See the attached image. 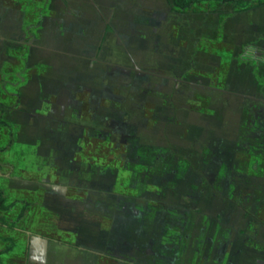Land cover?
Instances as JSON below:
<instances>
[{
  "label": "rangeland",
  "instance_id": "374dc122",
  "mask_svg": "<svg viewBox=\"0 0 264 264\" xmlns=\"http://www.w3.org/2000/svg\"><path fill=\"white\" fill-rule=\"evenodd\" d=\"M90 1L99 8L85 0L3 2L17 23L0 31V193L8 206L0 216L24 217L16 227L27 230L36 200L26 199L35 201L27 215L12 191L64 192L39 195L44 220L87 234L100 228L102 245L86 237L81 247L134 264H175L189 252L192 221L212 207L221 217L239 197L244 231L264 226V200L255 204L246 192L258 186L253 175L264 186L255 160L264 159V6L238 12L223 0H195L176 13L165 0ZM104 21L111 33L97 49ZM233 185L242 192L224 191ZM77 186L89 192L90 208ZM93 188L101 191L96 205ZM128 208L137 215L127 223ZM0 236L15 241L1 249L22 252V235ZM92 252L69 263L95 264Z\"/></svg>",
  "mask_w": 264,
  "mask_h": 264
},
{
  "label": "crops",
  "instance_id": "0c3cea01",
  "mask_svg": "<svg viewBox=\"0 0 264 264\" xmlns=\"http://www.w3.org/2000/svg\"><path fill=\"white\" fill-rule=\"evenodd\" d=\"M4 1L0 0V18L2 19L0 31H4V27L6 26L9 28H11V25L16 27L17 23L11 12L4 11L6 9L4 8ZM6 1L10 2V0ZM16 1L12 0L13 3ZM80 7L83 8V4ZM18 24L17 27L20 26L21 28L22 22L20 21L19 23L18 21ZM255 160L257 161V165L264 170V159ZM256 168L257 166L254 170ZM251 178L257 182L258 186H249L246 188V192L248 190V192L251 191L255 195L252 197V200L256 204L258 201L264 200L262 197L264 186L260 185L259 175H253ZM223 189L226 193L240 194L242 192V186L238 185L223 187ZM239 201L240 197L236 203L229 204V209L226 206L223 207L221 217L219 218L217 217L219 214L218 210L212 207L206 212V217H200L192 221L194 222V226L191 229L189 252L187 255L177 254L175 264H264V226L256 221L252 225L251 232L244 231L246 225L240 216L241 214L245 215V211L239 205ZM258 208L259 206H257ZM260 211H254L253 218H257L256 214L258 215ZM6 240L4 238L2 242L5 243ZM21 242L23 250L20 254L17 253V255H15V251H12L9 246H2V249L0 248V259L3 257L5 260L10 257L13 259L12 262L14 264H48L45 259L51 256V253H55L56 257L51 256L53 257L52 261L56 259L59 262L57 264H63L65 263L64 260L74 262L77 259V253H79L75 249L58 247L52 243H46L42 250H38L36 245L39 241L33 237L26 238L24 241L21 240ZM46 247L48 250H46ZM6 253L9 254L5 256ZM8 263L7 259L6 264ZM0 264H2L1 260Z\"/></svg>",
  "mask_w": 264,
  "mask_h": 264
},
{
  "label": "flooded vegetation",
  "instance_id": "af4514ba",
  "mask_svg": "<svg viewBox=\"0 0 264 264\" xmlns=\"http://www.w3.org/2000/svg\"><path fill=\"white\" fill-rule=\"evenodd\" d=\"M87 3H92V7L94 8V10H97L98 9V7H96V5L93 3V2H91L90 0H85ZM94 2H96V1H94ZM166 2V1H165ZM80 5L81 4H83V2H80L79 3ZM166 5H167V3H166ZM168 7V6H167ZM169 9V8H168ZM108 10H111L109 7H108ZM107 15L106 16H109V17H111L110 16V13H106ZM101 17V16H100ZM112 18H114V17H112ZM104 26L102 27V31H101V36L98 38V41H97V45H96V47L95 48H97L98 49V47H99V44H100V42L102 41V37H104L103 35H102V33L104 34V33H111V32H109V30H111V25L110 24H107V22H105L104 21ZM22 29V28H21ZM35 29V28H34ZM106 29H108V32L106 31ZM113 34V33H112ZM109 39L110 38H106V39H104L103 41H107L108 43L110 42L109 41ZM116 45H118V47L119 48H122L123 46H121V44H116ZM113 53H114V51H113ZM114 55H118V54H114ZM124 55V54H123ZM112 57H114V56H112ZM95 60V59H94ZM123 160V159H122ZM123 162H126V160H123ZM7 166V165H6ZM11 166V165H10ZM8 167V169L9 170H11V167ZM116 166H118V165H116ZM122 166H124V165H122ZM126 166V165H125ZM119 168H120V166H119ZM128 168H129V166H128ZM128 168H124L123 170L124 171H129L127 174H125L126 175V177H127V179H125V182H128V179H129V177L131 176V172H130V170L128 169ZM117 180V179H116ZM116 180H113L114 182H116ZM123 182H121V183H118V184H122ZM52 187V186H51ZM93 190L94 191H96V189L95 188H93ZM13 193L12 194H10V195H12V196H14V197H16V196H18V199L20 198V200H24V204H26V207L25 208H27V211H26V214L28 215L29 214V208L30 207H33V204H35L34 202L35 201H32V203H28L27 201H26V199L27 198H31L32 197V200H36V206H35V209H36V215H35V218L33 217L32 219V221H31V223H30V221H29V228L27 229V230H21V229H19V228H17L16 227V225H18V223H20V222H22V220L24 219V220H26L24 217L23 218H21L20 216H18V217H14V221L16 222V221H18V222H16V223H13V222H7L6 220H4L1 216H0V220H2L3 222H0V229H2L3 230V232H5V230H8V231H10V232H12L13 234H16V235H18V237H19V235H22L23 237H24V239H26V238H31V237H33V238H35V239H37L39 242L37 243V248H38V250H42L44 247H45V245H46V243H52V244H55L56 246H58V247H69V248H71V249H75V250H77L78 252H81V255H80V258H82V257H84L85 255H87L88 253H90V252H92V251H90V250H87V249H84V248H82L81 247V245H82V243L83 242H85L86 241V237L88 238L87 240L88 241H92V242H94V244H95V246H101L102 244H101V242H98L99 241V238L98 239H95L96 238V236L98 235L97 234V229H100V228H96V230L94 231V233L93 234H87V233H84V230H83V232L81 233V232H78V231H75L73 228H67V226H64V229L62 228H58V227H56L55 225L53 226L51 223H52V221H54V220H52L53 219V216H52V219L49 221V220H44V217H43V215L44 214H47V212H45V211H43V205L45 204V203H39V204H41V206H37V200H38V197H39V195L40 194H44V195H46V194H50V195H54V194H56V193H60V194H63L64 192H57V190L55 191H52V192H50V190H43V189H41V190H38V191H36L35 192V194H33V193H30V191H26V190H22V189H20V190H14V191H12ZM75 192H76V195H78V197H82V199H83V205H84V208L86 209V208H90V204L88 203V201L86 202V200H85V197L86 196H88V191H82V190H80L79 189V187L77 186V187H75ZM106 193H108V194H110V195H114V196H116L117 194H116V192H112V190L110 189V188H108V189H106V191H105ZM95 195H97L96 196V199H95V201L93 202V204L94 205H96L97 203H99L100 202V199H101V191H100V189L98 190V191H96L95 193H94ZM2 195V194H1ZM16 195V196H15ZM64 195V194H63ZM81 195V196H80ZM11 196V197H12ZM91 196V195H90ZM89 196V197H90ZM2 197H3V195H2ZM64 197V196H63ZM121 197V196H120ZM127 198L128 197H130V196H126ZM63 199H66V197H64ZM67 200V199H66ZM121 200H122V197H121ZM39 201V200H38ZM68 202H69V200H67ZM5 202V201H4ZM30 204H32L31 206H30ZM70 208V207H69ZM71 208H72V205H71ZM70 208V209H71ZM23 209V208H22ZM21 209V210H22ZM24 210V209H23ZM65 213H63V215H64V218L65 219H69V217H67L66 218V215H67V213H68V211H67V209L65 208ZM0 212H1V210H0ZM2 212H5V211H2ZM93 212V211H92ZM125 213V212H124ZM124 213H121V214H124ZM139 213V212H138ZM25 214V215H26ZM134 215H137V212H135V211H133V210H131L130 208H128L127 209V212H126V214H125V221L127 220V218H128V221H127V223L128 222H132L133 221V216ZM37 216H39V218H41L42 217V220H40L39 222H37L36 221V218H37ZM60 217H63L62 215H60ZM111 218H116V217H114V214L111 216ZM22 219V220H21ZM29 219H27V221H28ZM123 220V219H122ZM143 220H145V223L146 222H148L150 219H149V216L147 215V216H145V219H143ZM26 221V222H27ZM90 221V220H89ZM90 222H92L94 225L96 224V221H90ZM67 228V229H66ZM5 234V233H4ZM117 237V238H116ZM120 237H122V235L120 234L119 235V233H117V235H115V237H113L112 239H113V241H116V242H118V238H120ZM4 239V238H3ZM81 240H83V241H81ZM1 241H2V238H1V236H0V243H1ZM20 243H21V245H22V247H23V244H22V242L20 241V240H18ZM24 241V240H23ZM11 243V245L12 244H14L15 245V241L13 240V239H7L6 241H5V243ZM74 242H78V244H75ZM91 242V243H92ZM115 242V244H117ZM17 246V245H16ZM10 247V246H9ZM15 247V246H14ZM14 247H10V249L11 250H13L14 249ZM111 248V247H110ZM46 250H48L47 249V247H46ZM121 250V249H120ZM128 248H123L120 252H118V253H120V254H122V255H125V256H128L127 254H126V252H128ZM16 252V251H15ZM54 252V251H53ZM19 253V252H18ZM59 253H60V251H59ZM84 256H83V255ZM92 254L95 256V258H96V263L95 264H134V262L131 260V259H128L127 257H125V258H123V257H119V256H121V255H116V253L114 252V251H112V253H108V252H102V251H94V252H92ZM51 255L53 256V257H56L55 256V253H51ZM61 255V254H60ZM89 255V254H88ZM53 257H51V256H48L46 259H45V261L48 263V264H55L54 262L56 261V259H55V261L53 260L52 261V259H53ZM107 263H106V262ZM57 262V261H56ZM87 263H91V261L90 260H88L87 259V257H85V258H83V261L82 260H80L77 264H87ZM63 264H70L69 262L68 263H63Z\"/></svg>",
  "mask_w": 264,
  "mask_h": 264
},
{
  "label": "trees",
  "instance_id": "16d2710c",
  "mask_svg": "<svg viewBox=\"0 0 264 264\" xmlns=\"http://www.w3.org/2000/svg\"><path fill=\"white\" fill-rule=\"evenodd\" d=\"M170 11L176 13H182L184 10L188 9L190 5L194 3L195 0H165ZM230 3L233 7H238V12H245L248 10H254L264 6V0H223ZM4 197L0 193V210L6 211L8 206H4ZM23 210V209H22ZM0 222H3L0 220ZM8 250V249H5Z\"/></svg>",
  "mask_w": 264,
  "mask_h": 264
}]
</instances>
